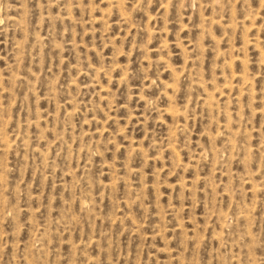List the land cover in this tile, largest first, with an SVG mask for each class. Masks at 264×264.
I'll list each match as a JSON object with an SVG mask.
<instances>
[{"label":"rangeland","instance_id":"obj_1","mask_svg":"<svg viewBox=\"0 0 264 264\" xmlns=\"http://www.w3.org/2000/svg\"><path fill=\"white\" fill-rule=\"evenodd\" d=\"M0 264H264V0H0Z\"/></svg>","mask_w":264,"mask_h":264},{"label":"bare ground","instance_id":"obj_2","mask_svg":"<svg viewBox=\"0 0 264 264\" xmlns=\"http://www.w3.org/2000/svg\"><path fill=\"white\" fill-rule=\"evenodd\" d=\"M261 3H263V0H260Z\"/></svg>","mask_w":264,"mask_h":264}]
</instances>
